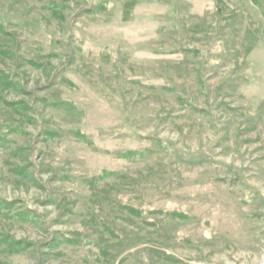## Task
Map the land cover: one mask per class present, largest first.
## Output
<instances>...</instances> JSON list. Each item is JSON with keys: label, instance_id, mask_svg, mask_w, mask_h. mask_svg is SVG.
Returning <instances> with one entry per match:
<instances>
[{"label": "rangeland", "instance_id": "rangeland-1", "mask_svg": "<svg viewBox=\"0 0 264 264\" xmlns=\"http://www.w3.org/2000/svg\"><path fill=\"white\" fill-rule=\"evenodd\" d=\"M0 20V91L26 105L0 115V264H264V0Z\"/></svg>", "mask_w": 264, "mask_h": 264}, {"label": "trees", "instance_id": "trees-1", "mask_svg": "<svg viewBox=\"0 0 264 264\" xmlns=\"http://www.w3.org/2000/svg\"><path fill=\"white\" fill-rule=\"evenodd\" d=\"M3 26V23L1 22L0 20V28ZM13 78H12V75L11 73L9 72H5V71H1L0 72V85H3V86H11L13 85ZM18 106V107H16ZM20 106V107H19ZM25 102H10L8 101L3 92L0 91V115H1V111L3 109H7V108H26L25 107ZM8 126L10 127V125L7 123L6 120H2L1 117H0V139H2L4 137V134L2 133V128L4 126ZM108 173L106 171H103L101 174H100V177H105L107 176ZM0 201L4 202L5 203V200H2V198L0 199ZM12 204V203H11ZM133 210H135L133 208ZM18 216L21 217V219H26V214L22 213V212H19L18 213ZM54 241V238H49L48 239V242H45L48 244V246H51L52 245V242ZM4 242L7 244V248L8 249H17V250H21V249H26L28 248V244L25 242V241H22V240H16L15 238L13 237H10V236H7V237H4ZM37 251H39V248H37Z\"/></svg>", "mask_w": 264, "mask_h": 264}]
</instances>
